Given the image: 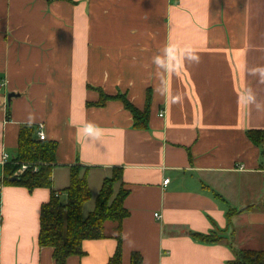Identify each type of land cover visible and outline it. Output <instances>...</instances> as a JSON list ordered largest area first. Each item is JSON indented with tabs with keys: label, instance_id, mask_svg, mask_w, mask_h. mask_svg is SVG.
Returning a JSON list of instances; mask_svg holds the SVG:
<instances>
[{
	"label": "crops",
	"instance_id": "crops-1",
	"mask_svg": "<svg viewBox=\"0 0 264 264\" xmlns=\"http://www.w3.org/2000/svg\"><path fill=\"white\" fill-rule=\"evenodd\" d=\"M168 44L191 48L200 62L181 57L175 71L158 70L153 58ZM258 68L264 0H0V183L2 155H16L21 127L34 125L37 138L43 125L57 143L53 189L66 196L70 167L87 170L84 216L121 168L114 189L128 190L129 211L121 264L133 252L142 264H229L235 250H264V156L247 135L264 130ZM102 93L139 110L150 95L148 127L136 129L120 99L95 105ZM87 122L99 136L83 131ZM50 197L48 188L4 183L0 264H55L53 248L39 245ZM216 231L224 236L216 244L190 236ZM105 233L66 264H110L117 224Z\"/></svg>",
	"mask_w": 264,
	"mask_h": 264
},
{
	"label": "trees",
	"instance_id": "trees-1",
	"mask_svg": "<svg viewBox=\"0 0 264 264\" xmlns=\"http://www.w3.org/2000/svg\"><path fill=\"white\" fill-rule=\"evenodd\" d=\"M112 98L123 101L125 108L134 117L136 129L148 127L150 95L144 110L136 108L122 95L113 97L103 93L95 105L103 106ZM247 135L253 143L262 147L264 156V130H248ZM56 149V142L38 140L35 137V126L26 124L19 132L16 155L4 166V183L26 187L30 191L36 188L51 190L50 200L43 204L41 210L39 245L53 248L55 264H66L71 256L85 255L83 249L85 241L104 239L106 223L113 222L117 224L118 247L110 264H121V224L129 215V211L124 207L128 190L121 187L115 193L114 189L115 184L121 180V168H114L112 177L103 181L94 209L84 216V206L92 195L87 170L80 165L70 167L69 185L64 189L67 201L63 202L62 192L54 190L52 186ZM24 163L28 164V168L21 174L15 175ZM35 166H37L36 171ZM234 213L235 211L228 212V217ZM190 236L204 244H216L224 239V236L217 231L209 234L191 232ZM234 255V260L229 264H264V250L240 249L235 250ZM142 260L140 253L131 254V264H142Z\"/></svg>",
	"mask_w": 264,
	"mask_h": 264
},
{
	"label": "clouds",
	"instance_id": "clouds-1",
	"mask_svg": "<svg viewBox=\"0 0 264 264\" xmlns=\"http://www.w3.org/2000/svg\"><path fill=\"white\" fill-rule=\"evenodd\" d=\"M187 62L196 63L200 62V57L196 54L191 48L185 49L181 54L178 52L175 46L168 44L162 50V55L155 56L153 58V63L156 68L163 72L175 71V64L178 58H181ZM253 74L259 73L262 81H264V68L253 69ZM247 103L256 104V107L259 109L261 105L256 102V97L251 90L246 92ZM83 131L87 135L99 136L100 129L97 125L92 122H87L84 126Z\"/></svg>",
	"mask_w": 264,
	"mask_h": 264
},
{
	"label": "built area",
	"instance_id": "built-area-1",
	"mask_svg": "<svg viewBox=\"0 0 264 264\" xmlns=\"http://www.w3.org/2000/svg\"><path fill=\"white\" fill-rule=\"evenodd\" d=\"M160 115L162 116L163 114H160ZM36 133H37V139H38V140H41V141L46 140V135H45V132H44V130H43V125H39V126H38V128H37V132H36ZM1 161H2V164H4V165L7 164V163H9V162L11 161L10 156H9L7 153H4V154L2 155V160H1ZM27 168H28V164H26V163L22 164L20 170H19L15 175H19V174H21V173L24 172ZM34 170H35V171L37 170V166L34 167ZM168 183H169V179H166V180H164V182H163L164 185H167ZM3 187H4V183L1 182V183H0V204H1V201H2ZM155 216H156V217H159L158 214H155Z\"/></svg>",
	"mask_w": 264,
	"mask_h": 264
},
{
	"label": "rangeland",
	"instance_id": "rangeland-1",
	"mask_svg": "<svg viewBox=\"0 0 264 264\" xmlns=\"http://www.w3.org/2000/svg\"><path fill=\"white\" fill-rule=\"evenodd\" d=\"M62 201H63V202H66V201H67V197H66V196H63V197H62ZM91 209H92V205H91V204L87 205V206H86V209H85V215H86Z\"/></svg>",
	"mask_w": 264,
	"mask_h": 264
},
{
	"label": "water",
	"instance_id": "water-1",
	"mask_svg": "<svg viewBox=\"0 0 264 264\" xmlns=\"http://www.w3.org/2000/svg\"><path fill=\"white\" fill-rule=\"evenodd\" d=\"M14 96H15V94L14 93H11V94H9L8 99L10 100Z\"/></svg>",
	"mask_w": 264,
	"mask_h": 264
}]
</instances>
